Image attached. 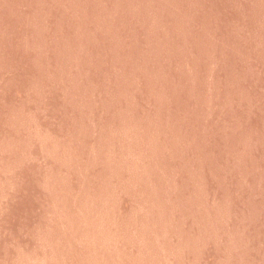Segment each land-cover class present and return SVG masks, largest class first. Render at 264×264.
I'll return each instance as SVG.
<instances>
[{"label": "rangeland", "instance_id": "1", "mask_svg": "<svg viewBox=\"0 0 264 264\" xmlns=\"http://www.w3.org/2000/svg\"><path fill=\"white\" fill-rule=\"evenodd\" d=\"M0 264H264V0H0Z\"/></svg>", "mask_w": 264, "mask_h": 264}]
</instances>
